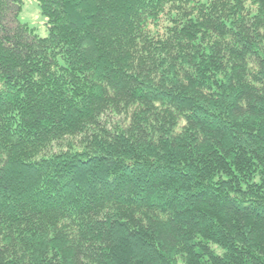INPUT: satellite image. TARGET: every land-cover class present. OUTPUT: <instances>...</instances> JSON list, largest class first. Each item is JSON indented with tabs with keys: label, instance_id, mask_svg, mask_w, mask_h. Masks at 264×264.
Returning a JSON list of instances; mask_svg holds the SVG:
<instances>
[{
	"label": "trees",
	"instance_id": "trees-1",
	"mask_svg": "<svg viewBox=\"0 0 264 264\" xmlns=\"http://www.w3.org/2000/svg\"><path fill=\"white\" fill-rule=\"evenodd\" d=\"M0 0V264H264V0Z\"/></svg>",
	"mask_w": 264,
	"mask_h": 264
},
{
	"label": "rangeland",
	"instance_id": "rangeland-1",
	"mask_svg": "<svg viewBox=\"0 0 264 264\" xmlns=\"http://www.w3.org/2000/svg\"><path fill=\"white\" fill-rule=\"evenodd\" d=\"M17 18L20 22L26 23L32 28L37 35L41 37L48 35L46 19L41 14L36 0H22L21 9Z\"/></svg>",
	"mask_w": 264,
	"mask_h": 264
}]
</instances>
